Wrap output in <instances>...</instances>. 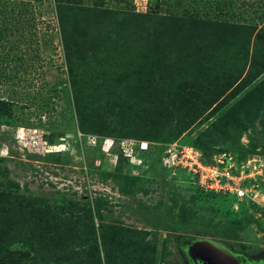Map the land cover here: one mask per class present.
Segmentation results:
<instances>
[{"label": "rangeland", "instance_id": "374dc122", "mask_svg": "<svg viewBox=\"0 0 264 264\" xmlns=\"http://www.w3.org/2000/svg\"><path fill=\"white\" fill-rule=\"evenodd\" d=\"M82 4L112 9L134 24L151 15L257 28L264 24V0H82ZM74 26L82 35V23ZM120 43L119 49L101 57L106 62L126 58L132 64L141 59V47ZM231 64L237 66L235 61ZM262 79L264 73L171 142L126 138L147 143V150L139 153L153 164L143 165L136 151L129 162L121 160L116 167L117 136L78 130L54 0H0V98L10 102L11 111L10 116L0 115V190L37 199L52 209L73 203H87L92 213L100 209L106 223L134 230L137 238L144 236L154 244L148 256L143 255L145 263L189 264L182 245L206 238L245 256L250 264H264V159L254 158L264 155L261 108L240 132L230 123H220L228 137H204L212 154L203 162L220 166L228 160L233 170L242 169L252 199L240 200L235 207L231 196H206L191 172L162 163L170 144L200 142L228 108L255 106L264 93L257 85ZM66 237L74 241L71 233ZM9 248L32 251L31 244L19 240L11 241Z\"/></svg>", "mask_w": 264, "mask_h": 264}, {"label": "trees", "instance_id": "16d2710c", "mask_svg": "<svg viewBox=\"0 0 264 264\" xmlns=\"http://www.w3.org/2000/svg\"><path fill=\"white\" fill-rule=\"evenodd\" d=\"M54 7L82 133L117 136L116 143L129 137L171 142L264 73V24L257 28L174 15H151L134 24L127 22V15L83 5L82 0H54ZM76 23H82V35ZM118 43L141 47V59L133 64L120 57L106 62L101 55L119 49ZM232 61L237 66L232 67ZM257 85L263 88L264 79ZM234 109L222 112L211 123V134L203 133L200 142L191 144L204 161L212 154L204 137H228L221 124L230 123L240 132L261 110L259 120L264 125V93L255 106ZM10 114V102L0 98V115ZM228 132L233 135V130ZM115 147L116 167L121 160L129 162ZM145 150L135 148V153L149 168L152 161L139 153ZM104 220L100 209L92 213L87 203L52 209L37 199L1 189L0 264H149L143 255L148 256L154 244L144 236L137 238L134 230ZM69 233L72 243L66 237ZM14 240L31 244L32 251L10 249Z\"/></svg>", "mask_w": 264, "mask_h": 264}, {"label": "built area", "instance_id": "2783aa9c", "mask_svg": "<svg viewBox=\"0 0 264 264\" xmlns=\"http://www.w3.org/2000/svg\"><path fill=\"white\" fill-rule=\"evenodd\" d=\"M116 145L130 160L132 156L134 157L137 145L139 149H146L147 143L139 142L138 144L132 139L123 138L119 139ZM173 161L176 163L174 164ZM162 163L166 168L187 169L192 173L191 177L199 187L206 192L222 193L233 197L235 207L240 200L252 199L251 190L247 186V173L245 174L242 169L233 170L228 160H222L220 166L203 162L201 151L194 146L170 144L164 151Z\"/></svg>", "mask_w": 264, "mask_h": 264}, {"label": "water", "instance_id": "95a60500", "mask_svg": "<svg viewBox=\"0 0 264 264\" xmlns=\"http://www.w3.org/2000/svg\"><path fill=\"white\" fill-rule=\"evenodd\" d=\"M255 159H262L261 156H254ZM191 259L202 264H239L238 257L227 249L216 246L212 240L199 238L192 242L187 249Z\"/></svg>", "mask_w": 264, "mask_h": 264}, {"label": "flooded vegetation", "instance_id": "af4514ba", "mask_svg": "<svg viewBox=\"0 0 264 264\" xmlns=\"http://www.w3.org/2000/svg\"><path fill=\"white\" fill-rule=\"evenodd\" d=\"M259 156L263 157L262 159H264V155H263V156H262V155H259ZM195 240H197V239H192V240L187 241L185 244L182 245V249H183V252H184L185 257H186L187 261L189 262V264H202V262L200 263V262H197L196 260L191 259V256H190V254H189L188 251H187L188 246H189L192 242H194ZM212 242H213L216 246H218V247H220V248H222V249H227L226 247H224V246L222 245V243H219V242H217V241H213V240H212ZM227 250H228V249H227ZM228 251H229V250H228ZM230 253H232V252L230 251ZM232 254H234V253H232ZM234 255L238 257V262H239V264H250V261H249L245 256L240 255V254H234Z\"/></svg>", "mask_w": 264, "mask_h": 264}]
</instances>
